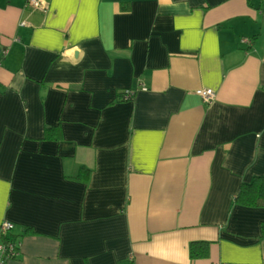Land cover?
Wrapping results in <instances>:
<instances>
[{
	"label": "crops",
	"instance_id": "1",
	"mask_svg": "<svg viewBox=\"0 0 264 264\" xmlns=\"http://www.w3.org/2000/svg\"><path fill=\"white\" fill-rule=\"evenodd\" d=\"M2 49L7 264H264V1L0 0Z\"/></svg>",
	"mask_w": 264,
	"mask_h": 264
},
{
	"label": "trees",
	"instance_id": "2",
	"mask_svg": "<svg viewBox=\"0 0 264 264\" xmlns=\"http://www.w3.org/2000/svg\"><path fill=\"white\" fill-rule=\"evenodd\" d=\"M45 137L47 139H57L59 137L57 127L48 129ZM89 173L88 169L82 167L75 178L86 181ZM236 202L250 208H264V175L255 177L250 183L242 184ZM262 236L264 237V223L262 224ZM189 250L192 260L206 259L210 255V243L193 242Z\"/></svg>",
	"mask_w": 264,
	"mask_h": 264
},
{
	"label": "built area",
	"instance_id": "3",
	"mask_svg": "<svg viewBox=\"0 0 264 264\" xmlns=\"http://www.w3.org/2000/svg\"><path fill=\"white\" fill-rule=\"evenodd\" d=\"M264 1V0H262ZM28 5L32 9H41L42 0H28ZM244 43H250L249 39H242ZM8 53V49L0 50L1 57H5ZM196 94L200 96L207 104H211L215 98V91L211 88H202L196 90ZM133 98V93L128 91L124 95V100H130ZM14 225L9 221H3L0 225V264H7L8 261L16 259L21 252L20 243L11 237V232Z\"/></svg>",
	"mask_w": 264,
	"mask_h": 264
}]
</instances>
